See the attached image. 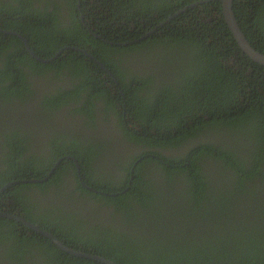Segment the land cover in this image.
<instances>
[{
  "label": "trees",
  "instance_id": "obj_1",
  "mask_svg": "<svg viewBox=\"0 0 264 264\" xmlns=\"http://www.w3.org/2000/svg\"><path fill=\"white\" fill-rule=\"evenodd\" d=\"M202 1L207 2L179 13ZM233 9L249 42L264 53V0H234ZM0 26L21 34L43 59L69 46L86 50L123 91L114 93L105 69L82 52L63 50L45 63L34 59L20 38L0 32V190L17 180L43 179L68 154L78 158L86 183L97 191L63 179L79 177L74 163L65 160L71 176L62 163L49 181L4 191L0 201L12 203L7 213L117 264H264V93L248 88L244 78L245 70H252L255 83L264 80V66L239 46L219 0H0ZM211 38L214 50L205 43ZM133 57L148 66L146 73L131 67ZM48 73L67 82L45 93L46 112L69 106L70 115H86L85 126L96 128L93 114L100 103L104 120L111 122L114 114L121 126L120 102L135 107L157 101L158 116L137 122L147 125L146 134L162 127L165 135L143 143L124 128V136L142 150L116 164L118 176L106 175L99 165L105 154L100 141L78 134L52 140L45 153H25L21 127L9 119L4 124V116L12 103L32 99L28 81ZM214 115L219 119H203ZM212 126L224 129L227 143L208 141L181 156L167 154L187 139L208 137L206 128ZM233 136L243 146L253 145L251 150L233 151ZM53 187L55 193L46 197ZM64 198L71 207L81 202L78 211L59 207ZM102 214L110 215L109 228L94 226L92 219ZM30 232L0 218V264H102L71 256Z\"/></svg>",
  "mask_w": 264,
  "mask_h": 264
},
{
  "label": "flooded vegetation",
  "instance_id": "obj_2",
  "mask_svg": "<svg viewBox=\"0 0 264 264\" xmlns=\"http://www.w3.org/2000/svg\"><path fill=\"white\" fill-rule=\"evenodd\" d=\"M196 3H198V2H196ZM196 3H194V4H196ZM196 5H198V4H196ZM196 5H194L193 7H196ZM193 7L189 6V9L193 8ZM0 29L3 30L1 28V26H0ZM7 31H9V30H7ZM0 32H2V31H0ZM3 34H5V33H3ZM5 35L9 36L10 34H5ZM13 36H15V35H13ZM16 37H18V36H16ZM18 38H20V37H18ZM22 42H23V40H22ZM212 42H213L212 38L207 39L205 41L206 46L208 45V46L212 47V49L214 50V47L212 46ZM24 45H25V43H24ZM26 50L28 51L27 48H26ZM138 59H139V57H133L131 59V61H130L131 67L140 73H146L145 70L148 69L147 68L148 66L143 65L140 62H139L140 65H138L137 64ZM133 62H135V63H133ZM227 63H229V62L228 61L224 62V64L226 66H229ZM262 66H264V65H262ZM105 72L107 73L105 78L110 76L111 80L115 84L114 90L116 89V92L115 91H113V92L117 93L118 92L117 88H119V91L121 93H123V91H121V87H120L117 79L114 77L112 72L110 71L111 72L110 73L107 70H105ZM252 73H253L252 70L251 71L245 70L244 78L246 81H248L246 86L248 88H250V86H252L255 89L259 88L260 92L264 93V89H263L264 88V80L259 79L258 83H255L253 78L251 77L253 75ZM59 78H60V76L58 74L48 73L47 76H45V77H40V78L35 77L34 79L28 81V82L32 83V86H31L32 92L30 93L32 99L30 100V98H29L26 103H20V104L19 103L17 104V102L12 103L13 107L10 109V113H8V114H6V116H4V118H5L4 124H8V123H6V121L9 119L10 124H13L12 121H15L16 124L21 127L22 134L21 133L20 134L28 142V144H26L23 141L22 147L25 146L28 148V150L25 153H39V152L45 153V152L49 151V149H50L49 143L52 140L57 139L58 137H62L61 142H65L66 138H72L73 135L78 134L79 136L83 137L85 140L100 141L98 143L102 146V150L104 151L105 154L101 158L102 161H100L99 165L102 166V168H104V173H106V175L112 174L114 176H118L119 175V169H118V166L116 164L117 163L122 164L131 155H134L136 151L142 150V148H141L142 145L136 144L134 141V138L131 137L130 139H128L124 136V134H123L124 128H126V130L132 131L134 134L136 133L139 136H141L143 143H150L151 138L160 137L161 135H165L166 129L162 128V127L150 129L151 134H146L145 133L146 132L145 127L147 125L144 127V126H141V124H139L137 122V119L142 121L147 116H149L153 119L155 118V115L158 116V114L160 112V108H162V106L157 101H152V103L150 105H146V103H144V104H140L142 106H135V107H132V106L127 107V105L125 104V101H123L122 103L120 102L118 104V110H123V116H124V122H123V124H121V126H119L118 123L116 122L117 119L115 118L114 114H113V119L111 122L104 120V116L106 115V113L103 112L104 111L103 109L105 106L100 104V103H99V106L94 110V114H93L95 117L94 125L96 126V128L85 126V121H87L88 116L79 115V114H71L70 115V107L69 106H67V107L63 106L60 109L61 110L60 112H46L45 108L42 106V101L44 99L45 93L55 92V90L58 88V86L65 85L67 82V81H65L66 78H64V76L61 77V78H63L61 81ZM150 91H152V92L154 91L153 84L151 85ZM72 108L74 109V106H72ZM111 112L113 113V111H111ZM210 118H212L214 120L219 119L217 115L206 116L203 119L209 120ZM197 122H198V126H200L201 128L204 127V125L202 124L203 121H200V119H198ZM208 124H212V123L211 122L205 123V125H208ZM197 127H195V128H197ZM206 129L211 132L208 135V137H200V139H198V140L197 139H187L186 141H184L182 143V145L180 147H176V148L175 147H169L166 151L167 154L170 156H173L175 154H176L175 156H181L183 154L188 153L192 148H194L198 144L203 145L202 143H205L208 141L212 142L214 146H215L216 142L219 140H225L226 143L228 142L227 139H229V136L226 134L224 129H222L220 127H214V126L207 127ZM25 132L27 134H25ZM60 133H62V134H60ZM174 135H175V137L178 136V131H177V133L175 131ZM231 141L233 142V144H230V148H232L233 151H238V153H240V151H246V152L250 151L252 146H253L250 143L248 146H243L239 136L231 137ZM65 160H68L69 162L74 163V165L76 167V172L79 173V177H78V181H73L75 179L73 177H70L71 180L67 179L65 177L63 179H66V181L69 183L73 182V186H74V184H77V185L81 184V186L84 187L85 190L93 191L94 193H97L96 190L91 188L86 183L84 176L81 174V165L79 163L78 158H76L73 155H68V154L64 155L62 158H59L54 163L53 167H51L49 170H47V172H45V177L43 179H41V180H36L35 178H31V180L22 179L19 181H27V182H21L20 184L41 183V182L49 181L53 177V175L55 174V172H56L55 170L57 169L56 167L61 165L62 163L65 164L66 174L71 176L70 175L71 172H69L68 168H70L72 171H73V169L71 168V166H69V165L67 166V162H64ZM29 175H31L30 172H29L27 178H29ZM121 177H122V172L120 174V178ZM20 184H16L13 186H19ZM12 187L7 188L6 190H9ZM2 188H1V190H2ZM71 189H72V187H71ZM6 190H4V191H6ZM55 191H56V189L54 187L48 189L46 191V197L49 195H53L55 193ZM35 195H36V197H39V196L42 197V192L40 193V195L36 194V193H35ZM80 195L82 196L83 194L82 193L77 194V196H80ZM48 200L50 201L53 199H48ZM67 201H68V198H64V201L61 202V205L59 207H62L65 209H74L75 208V210L78 211V207L81 206V202L79 205L75 204L74 207H71L68 205ZM11 204L12 203H10L9 201H3L2 200V201H0V208H2L3 211L7 212L8 210L11 209ZM47 207H51V206L48 205ZM39 208H40V206H39ZM41 209H45V207H41ZM8 213L13 214L10 212H8ZM15 215L20 216L16 213H15ZM20 217L26 219L23 216H20ZM0 218H4V217H0ZM109 220H110V215L102 214L99 218L92 219V222L96 223L94 226H98V224H101V225L109 228L111 226L109 223ZM117 226L121 227L122 224L120 222H117ZM26 228L29 229L28 227H26ZM29 230H31V229H29ZM32 231L33 230H31L30 235L33 234ZM33 232H35V231H33ZM48 232H50V231H48ZM35 233H37V232H35ZM50 233H52V232H50ZM37 234H39V233H37ZM52 234H54V233H52ZM55 237L58 238L56 235H55ZM60 241H62V240H60ZM64 244L67 245L66 243H64ZM67 246H69V245H67ZM69 255H71V254H69ZM71 256H73V255H71ZM74 257H76V256H74ZM77 258H79V257H77Z\"/></svg>",
  "mask_w": 264,
  "mask_h": 264
},
{
  "label": "water",
  "instance_id": "obj_3",
  "mask_svg": "<svg viewBox=\"0 0 264 264\" xmlns=\"http://www.w3.org/2000/svg\"><path fill=\"white\" fill-rule=\"evenodd\" d=\"M210 1H212V0H208V2H210ZM215 1H217V0H215ZM219 1L223 5V14H224V17H225V21L228 24V26H229L234 38L238 42L239 46L243 49V51L251 59H253L255 62H257L259 64L264 65V53L259 52L256 48H254L252 46V44L247 39V37L245 36L244 32L242 31V29H241V27H240V25L238 23V20L236 18V15H235V12H234V9H233L234 0H219ZM204 2H207V1L198 2L196 4H200V3H204ZM196 4H192L190 6L193 7ZM188 9H189V6L185 7L181 11H179V13L180 12H184V11H186ZM0 31H2L5 34H10V35H15V36L20 37L23 40V42L25 43L28 51L38 61L45 62V63H50L53 60H55L62 53L63 50H70L71 49V50H76V51L84 53L86 56H88V57L92 58L93 60H95L96 64L100 65L103 69H105V70L110 72V70H108L103 63L98 61L93 55H91L89 52H87L84 49H80V48H77V47H65V49L59 51L55 57L49 58V59H43V58H41V57L36 55V53L30 48L28 40L25 39L21 34L13 32V31H5V30H1V29H0ZM21 182H27V181H19V180H17L15 182H10V183L6 184L2 188V190L0 191V195L7 188L12 187L13 185H16V184H20ZM0 217L8 218V219H11V220H16V221L22 223L23 225H25L29 229H31V230H33V231L45 236L47 239L51 240L54 244H56L64 252H66L68 254H71V255L79 257V258L91 260V261H94V262H99V263H102V264H117L114 261H112L110 259H107V258H105L103 256L82 252V251L76 250V249H74L72 247H69V246L65 245L62 241H60L58 238H56L54 234L48 232L45 229L40 228L39 226L27 221L26 219H24V218H22L20 216H17L15 214H9V213H7L5 211H0Z\"/></svg>",
  "mask_w": 264,
  "mask_h": 264
}]
</instances>
